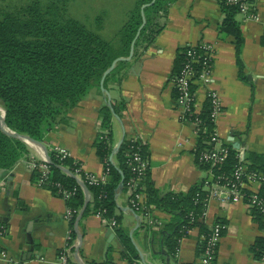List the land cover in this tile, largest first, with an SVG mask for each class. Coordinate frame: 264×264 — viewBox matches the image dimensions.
I'll return each mask as SVG.
<instances>
[{
    "label": "crops",
    "instance_id": "crops-1",
    "mask_svg": "<svg viewBox=\"0 0 264 264\" xmlns=\"http://www.w3.org/2000/svg\"><path fill=\"white\" fill-rule=\"evenodd\" d=\"M252 3L253 19L245 20L240 12L236 15L241 37L238 46L234 36L220 30L224 14L217 0H177L170 6L162 30L139 51L119 86L109 91L111 102L123 106L122 118H115L112 124L115 144L123 130L124 136L137 138L146 154L150 177L161 194L186 192L208 176L195 162L197 137L190 124L182 121L173 95L171 73L178 48L203 43L213 47V82L209 87L221 99L222 111L215 123L219 139L227 145H243L251 166L252 154L264 156V0ZM104 103L105 96L92 89L69 111L68 121L44 140L47 147H64L72 159L96 176L101 175L102 164L93 142L102 130L98 111ZM205 103L209 105L204 89L196 88L198 112ZM33 155L30 149L28 156ZM26 158L0 173V223L7 228L0 236V251L16 264H60L58 255L70 232L65 199L31 179ZM204 208L202 220L208 229L215 222L225 225L215 264H257L252 248L263 239L264 228L251 210L244 203L222 204L215 198ZM152 212L163 225L172 219L162 210L154 208ZM115 214L121 217L137 257L131 263L122 258L113 229L90 211L73 226L77 242L78 234L82 236L78 256L83 264L107 259L115 264H195L199 260L203 234L198 227L180 239L173 259H164L150 247L151 232L163 226H147L129 207L126 190L116 195ZM75 254L76 249L74 258ZM0 264L6 262L0 259Z\"/></svg>",
    "mask_w": 264,
    "mask_h": 264
},
{
    "label": "trees",
    "instance_id": "trees-1",
    "mask_svg": "<svg viewBox=\"0 0 264 264\" xmlns=\"http://www.w3.org/2000/svg\"><path fill=\"white\" fill-rule=\"evenodd\" d=\"M150 1L136 0L111 39L101 36L104 14L95 17L93 29H90L68 13V0H29L13 9L0 8V106L4 110L5 126L44 143L46 135L59 124L67 122L69 111L92 89L100 91V78L113 60L128 56L130 44L142 24L141 6ZM176 1L155 0L144 8L145 23L135 41L132 58L117 62L106 76L103 85L108 92L112 86H119L139 51L149 46L162 30L168 10ZM217 1L224 14L220 30L234 36L235 43L239 46L241 37L236 21V15L240 12L239 3ZM188 51L186 46L177 49L171 76L179 73L187 63ZM192 51H195L196 56L201 55L199 47ZM193 67L197 71L201 70V64L193 63ZM191 88L193 91L195 85ZM173 95L178 97L176 89ZM122 110L123 106L115 102H111V107L105 102L98 111L102 130L97 134L93 147L102 164V171L108 169L106 180L89 184L83 174L81 178L91 197L84 215L90 211L104 210V217L115 219L116 224L112 229L122 248L121 257L131 263L137 257V252L121 224V217L115 214L116 195L121 189H126V182L132 175L128 167L130 142L127 135L118 151L113 154L114 164L109 161L115 144L113 120L116 117L122 118ZM209 115L210 106L205 103L200 112L187 116L190 120H200L194 149L195 162L207 175L211 173L213 180L226 178L231 175L237 163L233 145H227L228 155L221 163L213 164L200 159L201 153L210 147L207 142L215 126ZM29 150L24 141L6 134L0 127V173L10 170L16 162L28 155ZM139 150L145 158L142 147L139 146ZM48 154L51 162L43 187L53 193L58 188L67 190L70 192L65 199L67 209L81 210L84 205L83 187L76 178L60 168H66L74 175L81 162L71 157L61 160L51 151ZM251 158L254 166L248 165V170L264 175V156L252 154ZM40 175L41 172L35 170L31 173V179L36 181ZM122 176L123 184L119 187ZM205 179L192 185L186 192L161 194L154 186L147 166L142 179L145 204L172 216L161 229L150 234V247L154 254L164 259H173L180 239L189 229L198 227L203 236L209 232L201 215L208 195V191L203 189ZM260 194L264 196L263 188ZM251 212L264 228V214L255 209H251ZM74 221L75 216L70 219L72 240L76 239ZM263 245L264 239L261 238L252 248L257 258ZM198 251L202 252V246H199ZM99 264L115 263L107 259Z\"/></svg>",
    "mask_w": 264,
    "mask_h": 264
},
{
    "label": "built area",
    "instance_id": "built-area-1",
    "mask_svg": "<svg viewBox=\"0 0 264 264\" xmlns=\"http://www.w3.org/2000/svg\"><path fill=\"white\" fill-rule=\"evenodd\" d=\"M233 3H239L240 13L243 15L245 20L253 19L254 14L251 11L253 7L252 0H229ZM189 51L187 52L188 60L183 66L181 71L171 76V81L174 89L178 92L176 98V104L182 111V121L190 124L193 133L197 135L199 130L200 120L194 118L190 120L187 118L188 115L197 114L198 111L195 107V92L196 88L202 87L205 92L206 99L209 101L210 106V120L216 123L218 116L220 115L221 99L218 93L209 87L210 83L213 82L212 78V50L213 47L210 44H198L188 45ZM201 48V55L196 56L193 48ZM193 63L201 64V70L197 71L193 67ZM195 85V89L192 91V86ZM130 142L128 152V167L131 172V176L126 182V192L128 195L129 207L139 213L144 219L147 226L159 229L163 226V221L153 214L154 207L146 206L145 204V190L142 184V179L147 169V161L141 155L139 150V143L134 135L128 136ZM210 146L205 149L200 159L204 162H211L213 164L223 162L228 155L227 144L219 139L216 127L212 129V135L207 142ZM28 145V144H27ZM29 149L33 150L34 155L28 156L24 160L26 169L32 173L35 170H39L41 175L37 178L36 183L38 186L43 187L46 179V175L49 171V162L44 156L41 148L33 147L28 145ZM47 151L55 153L61 160L70 158V153L62 146H51L47 147ZM236 150L237 163L229 177L212 179L213 175L208 174L204 181L203 189L208 191V195L205 199V204L209 199L215 198L222 204L231 203H244L250 210L255 209L259 213L264 214V196H261L260 190L264 189V175L260 172H254L248 170L249 162L245 156V148L243 145H239ZM108 169L101 172L100 176H96L93 173L86 171L82 164H79L75 169L74 176L76 179L82 181V174L88 180L89 184L104 182L107 177ZM55 195L66 199L70 192L58 188ZM91 202V197L89 196ZM79 210L67 209L65 216L71 219L73 216L78 214ZM95 215L100 217L104 225L109 228H113L116 224L114 218H106L103 216L104 210H97L94 212ZM204 216V212L201 214ZM225 225L215 222L209 228V232L202 237L201 246L202 252L199 260L195 264H215L217 247L222 237ZM7 232V228L4 224H0V236H4ZM264 239V230H263ZM78 245L76 239L72 240L71 233L69 232L66 243L62 251L58 255V261L60 264H78L74 258V251ZM0 259L6 264H16V262L10 258L5 251H0ZM257 264H264V245L260 251L259 257L256 260Z\"/></svg>",
    "mask_w": 264,
    "mask_h": 264
},
{
    "label": "rangeland",
    "instance_id": "rangeland-1",
    "mask_svg": "<svg viewBox=\"0 0 264 264\" xmlns=\"http://www.w3.org/2000/svg\"><path fill=\"white\" fill-rule=\"evenodd\" d=\"M29 0H0V8L13 9L27 3ZM136 0H68V13L93 29L95 17L104 14V28L101 36L111 39L115 36L121 24L126 18V12L132 8Z\"/></svg>",
    "mask_w": 264,
    "mask_h": 264
},
{
    "label": "water",
    "instance_id": "water-1",
    "mask_svg": "<svg viewBox=\"0 0 264 264\" xmlns=\"http://www.w3.org/2000/svg\"><path fill=\"white\" fill-rule=\"evenodd\" d=\"M155 0H151L150 2L148 3H145L141 6V16H142V24L140 25V27L138 28L137 30V33L134 37V39L132 40L131 44H130V49H129V54L128 56L126 57H118L116 59L113 60V62L111 63V65L103 72L101 78H100V81H99V88H100V91L103 93V95H105V102L106 104H108L110 107H111V98H110V93L104 88V80L106 78V76L114 69L115 65L117 62L119 61H128L132 58V55H133V51H134V44H135V41L139 35V32L140 30L142 29V27L144 26V23H145V17H144V8L153 4ZM117 120H119L118 117H116ZM0 127L1 129L8 135L10 136H13V137H16V138H19L21 139L22 141H24L26 144L30 145L29 143L31 142L32 144H34L35 146L41 148V150L43 151L44 153V156L46 157V159L48 160V162L50 163L51 160H50V156L48 154V151H47V148L45 146V144L43 142H40V141H37V140H34L32 139L31 137L27 136V135H24V134H19V133H16L10 129H8L6 126H5V123H4V110H3V116H2V119H0ZM123 138H124V130H123V134H122V137L119 139V141L114 145L113 149H112V153L111 155L109 156V161H111V163H113V154L118 151L120 145L122 144L123 142ZM240 144L239 143H234L233 146L235 148H237ZM114 164V163H113ZM65 173L69 174L70 176L76 178L69 170H67L66 168H63V167H60ZM121 175H122V172H120ZM77 181L79 182V184L83 187V190H84V193H85V200H84V205L82 207V209L80 210L77 218H76V225L78 224L79 220L81 219V217L83 216L84 214V211L86 209V206L88 204V201H89V192L86 188V186L84 185V183L80 180L77 179ZM122 184H123V176L121 178V181L119 183V187H122ZM113 234H111L110 237H112ZM82 242V236L80 234H78V246L76 248V254H75V258L78 262V264H83L81 261H80V258L78 256V248L80 246Z\"/></svg>",
    "mask_w": 264,
    "mask_h": 264
},
{
    "label": "bare ground",
    "instance_id": "bare-ground-1",
    "mask_svg": "<svg viewBox=\"0 0 264 264\" xmlns=\"http://www.w3.org/2000/svg\"><path fill=\"white\" fill-rule=\"evenodd\" d=\"M2 116H3V109H2V107L0 106V119H2ZM31 146H33V147H37V146H35L34 144H32L31 142L29 143ZM38 148V147H37Z\"/></svg>",
    "mask_w": 264,
    "mask_h": 264
}]
</instances>
